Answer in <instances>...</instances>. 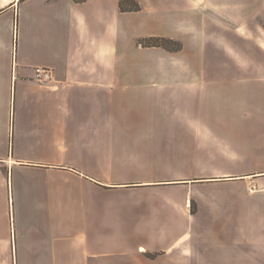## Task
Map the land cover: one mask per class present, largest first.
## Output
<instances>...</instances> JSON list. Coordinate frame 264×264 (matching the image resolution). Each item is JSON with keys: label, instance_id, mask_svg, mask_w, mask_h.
I'll use <instances>...</instances> for the list:
<instances>
[{"label": "crops", "instance_id": "0c3cea01", "mask_svg": "<svg viewBox=\"0 0 264 264\" xmlns=\"http://www.w3.org/2000/svg\"><path fill=\"white\" fill-rule=\"evenodd\" d=\"M135 1L0 0V264H264V108L197 24L247 0Z\"/></svg>", "mask_w": 264, "mask_h": 264}, {"label": "rangeland", "instance_id": "374dc122", "mask_svg": "<svg viewBox=\"0 0 264 264\" xmlns=\"http://www.w3.org/2000/svg\"><path fill=\"white\" fill-rule=\"evenodd\" d=\"M131 5L130 0L124 4L126 8ZM199 18L197 24L205 44L210 49H221V62L217 65L221 71L218 74L223 79L228 73L224 69L225 65L231 57V65L235 70L228 73L224 80L233 83L230 87L238 90V103L264 108V0L238 2L234 15H206ZM170 39L182 45L179 40ZM223 79L220 81L224 85ZM244 114H238V118L247 119L248 116ZM260 114L254 118L264 119V110Z\"/></svg>", "mask_w": 264, "mask_h": 264}, {"label": "trees", "instance_id": "16d2710c", "mask_svg": "<svg viewBox=\"0 0 264 264\" xmlns=\"http://www.w3.org/2000/svg\"><path fill=\"white\" fill-rule=\"evenodd\" d=\"M126 1L129 0H120L119 6L121 10H138L140 8V5L135 0H130L132 2V5L126 8L124 6ZM139 43L143 46H158L167 50H178L181 48V44L179 42L162 36H151L144 39H140Z\"/></svg>", "mask_w": 264, "mask_h": 264}, {"label": "built area", "instance_id": "2783aa9c", "mask_svg": "<svg viewBox=\"0 0 264 264\" xmlns=\"http://www.w3.org/2000/svg\"><path fill=\"white\" fill-rule=\"evenodd\" d=\"M33 80L40 84H44L52 81L53 80L52 69L46 66L34 67Z\"/></svg>", "mask_w": 264, "mask_h": 264}]
</instances>
